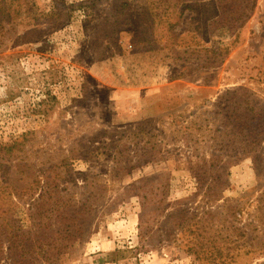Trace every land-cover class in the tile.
<instances>
[{"label": "rangeland", "instance_id": "obj_1", "mask_svg": "<svg viewBox=\"0 0 264 264\" xmlns=\"http://www.w3.org/2000/svg\"><path fill=\"white\" fill-rule=\"evenodd\" d=\"M0 264H264V0H0Z\"/></svg>", "mask_w": 264, "mask_h": 264}]
</instances>
